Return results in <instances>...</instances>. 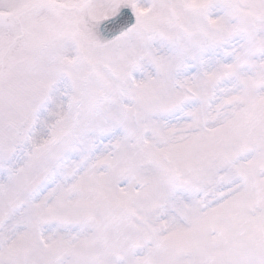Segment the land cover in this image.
Masks as SVG:
<instances>
[{
  "label": "snow or ice",
  "instance_id": "6c2138e0",
  "mask_svg": "<svg viewBox=\"0 0 264 264\" xmlns=\"http://www.w3.org/2000/svg\"><path fill=\"white\" fill-rule=\"evenodd\" d=\"M0 264H264V0H0Z\"/></svg>",
  "mask_w": 264,
  "mask_h": 264
}]
</instances>
